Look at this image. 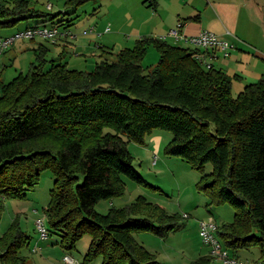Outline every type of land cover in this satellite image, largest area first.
I'll return each mask as SVG.
<instances>
[{
    "label": "trees",
    "instance_id": "trees-1",
    "mask_svg": "<svg viewBox=\"0 0 264 264\" xmlns=\"http://www.w3.org/2000/svg\"><path fill=\"white\" fill-rule=\"evenodd\" d=\"M83 1L67 0L66 5ZM28 4L0 0V26L28 16L53 23L60 12ZM149 43L159 58L144 71L140 61ZM37 46L26 72L0 81V196L24 195L40 170L50 167L48 233L59 231L61 243L72 246L80 226L89 224L92 239L84 261L100 254L101 264H161L131 232L172 229L178 214L143 196L103 213L94 204L121 193L122 175L144 182L126 142H142L154 128H164L172 132L164 151L195 169L209 161L210 171L201 173L198 182L211 201L235 207L233 219L215 229L229 254L237 257L236 248L255 246L264 255V76L232 96L231 77L224 70L205 67L194 50L161 37H140L90 71L55 59L44 68L46 47ZM104 125L115 132H103ZM28 238L12 223L0 235V264H26L19 249Z\"/></svg>",
    "mask_w": 264,
    "mask_h": 264
},
{
    "label": "rangeland",
    "instance_id": "rangeland-1",
    "mask_svg": "<svg viewBox=\"0 0 264 264\" xmlns=\"http://www.w3.org/2000/svg\"><path fill=\"white\" fill-rule=\"evenodd\" d=\"M28 3L31 7L50 13L60 11L52 21L53 24H57L60 31H67V34L65 38L60 37L55 40L41 35L14 39L0 55V81L10 80L19 71L26 72L30 63L36 60L35 48L38 47V43L46 47L44 57L47 62L44 68L49 64L48 59H55L65 62L68 67L86 71L92 70L101 58L106 56L111 58L124 46L131 47L140 37L164 36L163 39L167 42L178 44L172 34L167 35L169 27L177 28V22L142 25L127 20L124 24L120 22L119 26H114L110 20L103 22V17L100 16L101 10H98L99 6L90 1L73 3V5H66L67 0H28ZM47 3L51 7H47ZM230 9L229 21L222 22V27L224 25L229 33H224L223 36L212 29L210 31L217 37L223 36L226 40L236 38L233 39L235 49L240 51H236L238 57L232 63L235 66L227 67L225 71L231 77L230 95L236 96L246 83L264 74L261 66L264 63L261 57L257 56L261 54L256 51L264 47V0H247L245 4H232ZM39 18L41 17L28 16L0 26V36H10L24 29L26 25H33L32 22ZM60 18L68 20H62L60 23L58 22ZM49 20V18L44 20L46 26L51 25ZM106 26L109 30L105 29ZM150 27L151 32H143ZM240 39L244 43L239 42ZM183 46L190 49L199 47L191 42ZM158 55L156 47L153 43H149L140 61L144 71L157 62ZM156 130L160 132L158 140L150 137L149 133L142 142L132 140L126 142L129 155L132 157V165L142 175L144 182H136L122 175L124 183L121 193L99 199L95 202L94 208L103 213L110 206H128L137 200L138 196H143L146 201L158 204L167 212L178 214V226L172 229L132 230V239L136 243L143 245L161 264H189L201 257H208L203 264H222L216 255L211 254L210 257V246L203 242L198 233L199 222L209 218L217 226L229 222L233 219L235 207L226 201H211L209 192L198 182L201 173L210 171L212 165L209 161L205 162L200 170L191 167L180 156L166 153L164 145L172 136V132L164 128H156ZM102 131L115 132V128L104 125ZM53 181V170L45 167L40 170L37 182L27 188L24 195L0 196V235L13 223L29 236L28 243L19 249V253L26 258V264H71L63 260L64 254L74 258L73 264H101L100 254L90 260H83L92 239L93 228L89 224L80 226L82 231L72 246L61 243L63 237L57 230L49 233L47 231L46 236H40L36 218H42L43 225L47 229L45 207ZM213 234L225 248L222 238L216 235L215 229ZM227 251L232 253L230 249ZM234 253L239 258L247 259L249 263L264 264V255H261L258 247L236 248Z\"/></svg>",
    "mask_w": 264,
    "mask_h": 264
},
{
    "label": "crops",
    "instance_id": "crops-1",
    "mask_svg": "<svg viewBox=\"0 0 264 264\" xmlns=\"http://www.w3.org/2000/svg\"><path fill=\"white\" fill-rule=\"evenodd\" d=\"M87 1H90L93 4L99 6L98 10H101L100 16L103 17V22H107V20H110L111 24H113L114 26H119L120 22H123L124 24V22H126L127 20L131 22H135L137 24L140 23L142 25L161 23V22H165V24L166 22H168L169 24H173L177 22L176 24L177 26L178 24H180V27L178 26L179 27L178 31L179 33H181V36L180 37L174 36V38L176 39L177 41L176 43H178V45L181 44V46H183V44L189 42V41H185L183 36L196 34L201 30L210 31L212 29V31H215L216 33L221 35H223L224 33L228 34L229 31L224 25L222 27L223 24L222 22L229 21L230 10H231L230 6L232 4H238V5L243 3L245 4L247 0H87ZM39 17L44 18L43 16H39ZM32 23H34L33 25H35V24L44 23V21H39V22L33 21ZM171 29L174 28L169 27L167 35H171L169 33V30ZM106 30H109V27ZM106 30L104 29V31ZM83 31L87 32L85 30ZM143 32L144 33L151 32V27L150 29H147L146 31ZM65 35L66 34L64 35L61 34L56 38L57 39H59L60 37L65 38L64 37ZM223 36L220 37L223 39ZM160 37L163 38L164 36H160ZM233 39L236 38L227 39L233 44V47L230 48L231 50H229L228 52L229 54H227L226 56L222 54L221 50L212 52L209 49L208 50L209 53L204 48L201 49L199 47L195 49L193 48L191 50L194 51L196 50L201 52L204 61H207L211 63V65L226 71L227 67L232 68L233 66H235L232 63L236 61V58L238 57L237 52L240 51L235 49L236 47L233 42ZM239 42L244 43L242 39H240ZM263 48L264 47H261V49L259 50L257 49L256 51L259 52V54L261 55H257V54L256 55L261 57L262 62L264 63ZM261 66L262 69L264 70V64H262ZM262 76H264V74H262L260 77ZM159 133L160 132H158V130H156L155 128L154 130H152V132H150L149 136L153 137V139L158 140L160 139ZM239 259L247 260L242 257H240ZM254 263L255 262H253V264Z\"/></svg>",
    "mask_w": 264,
    "mask_h": 264
},
{
    "label": "built area",
    "instance_id": "built-area-1",
    "mask_svg": "<svg viewBox=\"0 0 264 264\" xmlns=\"http://www.w3.org/2000/svg\"><path fill=\"white\" fill-rule=\"evenodd\" d=\"M47 7H51L49 3L46 4ZM180 27V24H178ZM177 28L171 29L169 31L175 37H180L181 33ZM105 29H108L106 27ZM67 31H60L57 28V24L51 23L50 26H46L45 23L35 24L26 26L24 29L16 31L12 33L10 36H0V55L5 50V48L10 45L14 39L19 37H33L34 35H41L44 37L52 38L55 40L57 35L67 34ZM185 41H189L191 43H195L197 46L204 48L207 52L210 51L215 52L217 49H220L223 55H227L229 49L233 47V44L226 39H222L221 37H217L213 32L209 30H201L196 34H191L188 36H183ZM209 53V52H208ZM194 57L200 61L205 67H209L211 63L204 61L202 58V54L199 51L193 52ZM154 157V156H153ZM154 161V160H153ZM36 225L40 231V236L44 237L47 235V230L43 225V220L40 217L36 218ZM216 229L215 223L211 218L207 220H201L199 222L198 233L202 237L203 242L209 244L210 246V255H216L222 264H249L247 260H241L238 257L230 255L226 248L222 247L217 240V238L213 234V230ZM211 255V256H212ZM63 260L67 263L73 264L75 262L74 258L68 254L63 255ZM260 264V263H255Z\"/></svg>",
    "mask_w": 264,
    "mask_h": 264
}]
</instances>
